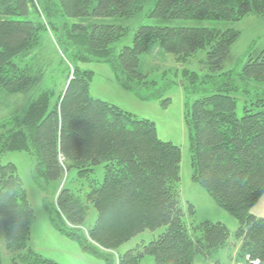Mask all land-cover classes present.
Masks as SVG:
<instances>
[{
    "label": "trees",
    "instance_id": "16d2710c",
    "mask_svg": "<svg viewBox=\"0 0 264 264\" xmlns=\"http://www.w3.org/2000/svg\"><path fill=\"white\" fill-rule=\"evenodd\" d=\"M142 12L149 20L183 23L141 25L131 45L118 53H112V46L125 36L123 27L81 23L131 19ZM252 14H264V0H0V103L16 91L39 89V52H33L38 34L51 33L67 53L59 58V68L70 73L65 90L35 91L25 112L0 125V157L6 151H27L42 188L75 172L72 183L57 193L62 225L56 218L52 221L60 233L86 250L92 247L91 252L106 264H141L148 256L154 264H195L197 258L209 260L231 246L224 224L196 225L185 220L181 149L160 140L155 123L92 98L93 72L83 68L91 61L109 63L124 89L150 100L170 85L160 87L150 79L142 70L143 56L158 51L182 63L209 48L203 63L208 75L185 76L188 94L201 95L186 103L184 115L193 180L239 223V248L230 258L236 256L234 264H264V218L250 212L264 194V95L246 105L238 117L233 94L246 86L240 88L238 75L225 72V67L240 35L208 25L237 22ZM254 53L240 78L263 82L264 48ZM101 165L103 182L94 178L95 168ZM91 208L97 218L87 236L67 229L84 226ZM188 210L190 219L195 214L193 205ZM32 217L15 165L2 164L0 159V223L13 249L28 247ZM162 228L165 231L150 243L120 251L145 231ZM20 256L22 264H58L31 249Z\"/></svg>",
    "mask_w": 264,
    "mask_h": 264
},
{
    "label": "rangeland",
    "instance_id": "374dc122",
    "mask_svg": "<svg viewBox=\"0 0 264 264\" xmlns=\"http://www.w3.org/2000/svg\"><path fill=\"white\" fill-rule=\"evenodd\" d=\"M150 4L149 9L153 7V4ZM143 12L131 19L114 18L93 21L86 19L81 23L91 25V23L96 22L123 27L126 34L112 46V53H118L122 47L131 45L133 36L141 25L176 27L183 23L174 20H149L145 17L147 12L144 14ZM192 24L196 25L199 22L194 21ZM203 24L205 23L203 22ZM208 25L221 30L233 29L240 35L232 46L225 72L238 75L236 81H238L240 88L246 86V89H241L233 94L237 98V115L242 117L244 107L259 96L264 95V81L254 82L240 78V72L249 55H253L254 52L264 48V14L248 15L237 22H211ZM37 40L38 46H35L33 52H39V56H36L37 69L39 70L37 75H40L39 89L37 91L33 89L27 93L20 90L3 97L0 103V125L6 119H13L14 115L20 116L23 110L25 112L36 96L35 91L38 93L44 87L47 89L54 88L56 92L58 90L61 93L65 90L70 79V73L63 72V68H59V58L63 59L67 55L64 48L59 47L51 33H47V31L38 34ZM208 50L209 48H206L182 63L177 62L174 56L162 55L158 51H152V54L143 56L142 70L150 75V79L159 83L160 87L166 83L170 85L166 92L150 100H142L133 91L124 89L117 81L109 63L91 61L86 62L83 68L93 72L89 90L92 98L117 106L132 114L136 119L149 120L155 123L160 140L171 142L181 149L180 188L182 206L186 212L185 220L188 223L191 220L196 225L204 222L222 223L228 228L231 246L219 251L209 260L199 257L195 264H234L236 256L233 259L230 258L239 248L240 241L236 238L239 223L229 212L220 207L202 186L193 180L190 133L184 116L186 103H193L201 96L188 94L186 89L188 81L185 76L191 72L197 73L200 78L208 75V71L203 65ZM30 62H28V67H30ZM149 93L153 92L149 91ZM167 100H170L168 105L164 104ZM18 111L20 113H17ZM0 159L2 164L12 163L15 165L33 211L31 234L26 243L27 248L13 249L8 241L7 232L0 223V264H22L21 259H19L21 256H18L30 249L39 256L53 260L58 264H106L91 252L92 247L88 250L84 249L78 241L60 233L52 221L53 218H56V222L62 225V218L57 213V193L64 185L72 183L75 172L71 171L68 176L65 175L59 183L45 184L44 179H40L44 183L42 188L34 177V160L27 151H6ZM103 177L104 166L96 167L94 178L103 182ZM189 204L193 205L195 211L190 219ZM250 212L258 218H264V194L258 198ZM96 218L97 213L91 208L84 226H70L67 229L81 231L79 233L86 235L87 229L93 226ZM164 231L165 228L154 232L145 231L124 245L120 251L123 253L142 243H150ZM87 244L91 246L89 241ZM141 264H154V259L149 256L145 257Z\"/></svg>",
    "mask_w": 264,
    "mask_h": 264
},
{
    "label": "built area",
    "instance_id": "2783aa9c",
    "mask_svg": "<svg viewBox=\"0 0 264 264\" xmlns=\"http://www.w3.org/2000/svg\"><path fill=\"white\" fill-rule=\"evenodd\" d=\"M238 264H243V263H238Z\"/></svg>",
    "mask_w": 264,
    "mask_h": 264
}]
</instances>
